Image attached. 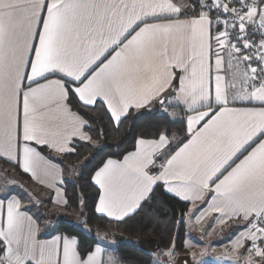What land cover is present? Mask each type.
Returning <instances> with one entry per match:
<instances>
[{"label": "snow or ice", "instance_id": "snow-or-ice-1", "mask_svg": "<svg viewBox=\"0 0 264 264\" xmlns=\"http://www.w3.org/2000/svg\"><path fill=\"white\" fill-rule=\"evenodd\" d=\"M0 161V264H129L141 212L149 264H264V0H0Z\"/></svg>", "mask_w": 264, "mask_h": 264}, {"label": "trees", "instance_id": "trees-1", "mask_svg": "<svg viewBox=\"0 0 264 264\" xmlns=\"http://www.w3.org/2000/svg\"><path fill=\"white\" fill-rule=\"evenodd\" d=\"M143 111V110H142ZM153 119L151 117H144L136 122V125L133 126L132 121H128L127 125L123 127L119 132L113 133L107 137V146L108 150L111 151L114 146L119 144L121 146L120 150L130 146L132 142V136L135 135L142 128L146 129L148 127L149 121ZM178 130V129H177ZM129 133H132L130 135ZM89 152L92 149H88ZM57 161L61 162L59 158H56ZM65 162L72 163L76 160L75 157H65ZM3 165V161H1ZM82 164L87 165L86 168L82 167L80 170L83 171V179H78L77 182L82 186L88 194L89 207L85 209V212L90 213L92 197L94 195V190L87 185L88 171L95 166L96 160L92 159L91 161L84 160ZM8 167L7 165H3ZM66 183H68L66 181ZM69 190H71V184H68ZM160 199H168L162 194L158 193ZM155 203V201H154ZM172 204H176L178 208H183L184 204L179 203L176 200L171 201ZM171 207V205H168ZM75 215V214H73ZM50 219H54L50 217ZM61 226L63 228V221H61ZM167 226V219L162 215L156 216L155 219L151 218L146 212H141L139 215L135 216L133 219L128 220L125 224L116 227L113 225V230L115 233L119 234V254L123 255L129 264H149V260L152 259V252L143 247L128 241V239L137 238L141 241L153 242L155 245L159 242L163 244L164 234ZM89 228L96 229L98 227L96 222V217H92V221L88 224ZM184 239L183 233H181L180 238L177 243L178 246L180 242Z\"/></svg>", "mask_w": 264, "mask_h": 264}, {"label": "crops", "instance_id": "crops-1", "mask_svg": "<svg viewBox=\"0 0 264 264\" xmlns=\"http://www.w3.org/2000/svg\"><path fill=\"white\" fill-rule=\"evenodd\" d=\"M53 156H54V154H53ZM53 162L54 163H58V164L60 163L56 159H53ZM0 165H2L1 161H0ZM61 166H63V165H61ZM14 177L16 178V180H18L23 185V188L26 189L28 192L35 193V192L40 191L41 186L38 185L35 181L31 180L28 175L21 173L19 170L16 171V174H15ZM25 202L27 203V199L26 198H25ZM48 207L51 208V205L49 204ZM33 211H35V209H33ZM41 211H43V209H41ZM53 221H55V220L53 219ZM205 223H207V222H205ZM193 235L194 236L195 235H199V233L198 232H194ZM43 238H48V237L45 236ZM142 246L147 248V249H149L150 251H151V249H155L156 248V245L153 242L142 241ZM201 246H203V245H201ZM213 246L216 247V248H221L222 244L220 242H217ZM209 259H211V257Z\"/></svg>", "mask_w": 264, "mask_h": 264}, {"label": "rangeland", "instance_id": "rangeland-1", "mask_svg": "<svg viewBox=\"0 0 264 264\" xmlns=\"http://www.w3.org/2000/svg\"><path fill=\"white\" fill-rule=\"evenodd\" d=\"M15 178V177H14ZM16 179V178H15ZM74 214V213H73ZM195 232V231H194ZM109 239H118V241H120V236L119 234L115 233V236H110ZM128 241H131L132 243L142 246V241L140 239L137 238H132V239H128ZM217 252L222 250L221 248H216ZM152 253L155 251V249H151Z\"/></svg>", "mask_w": 264, "mask_h": 264}]
</instances>
